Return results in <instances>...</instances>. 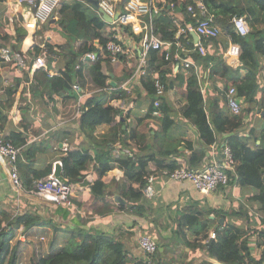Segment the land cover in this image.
<instances>
[{
    "label": "crops",
    "instance_id": "0c3cea01",
    "mask_svg": "<svg viewBox=\"0 0 264 264\" xmlns=\"http://www.w3.org/2000/svg\"><path fill=\"white\" fill-rule=\"evenodd\" d=\"M1 1L3 2V0ZM68 1L70 0H63V2ZM117 1L115 2L116 8ZM164 1L153 0L158 8ZM89 3L91 4L90 1ZM237 3L242 10L240 15L244 16L249 25L253 24L259 28L264 27V11L258 7L255 1L237 0ZM93 9L95 8L93 7ZM154 14L143 16L144 21L151 22L153 31L152 17ZM179 16L182 17L180 14ZM58 18L59 14L56 10L53 17L48 21V26L44 23L35 34L27 36L24 40L22 39L20 48L24 50L26 66L18 68L20 70L25 69V71H20L22 79L14 100L7 106V109H4V113H6L8 118L6 124L0 127V133L6 135L9 124L18 125L23 116H25L26 120L29 121V125L26 131L28 140L24 157L26 158L27 154L31 155L33 168L40 172H44L50 164L53 170L57 162H60L62 166V157L69 151L80 150L89 152L92 154L93 160L87 163L84 175L77 178V181L72 184L75 189L70 207L49 203L39 196H17L6 179V167L0 163V212H5L12 216L16 213L29 211L49 221L48 224L35 225L23 230L22 225L19 226L16 238L18 239V264H24L25 260L22 255L25 253L31 259H36L40 256L52 255L58 251L81 252L87 245L88 240L73 236V227L75 229L78 226L84 228L96 226L102 230L114 233L116 237L121 238L122 248L126 250L127 255L132 260L141 257L146 258L138 245V238L141 234H148L158 244L159 242L168 244L166 253L161 255L167 262L197 264L200 261H207L211 264H223L211 257L205 248L187 244L184 239L194 244H206V240L201 239L202 234L209 230L210 236V233L214 232L218 223H223L224 220H228V217L230 220L233 217L235 218L233 210H239L241 204L245 205L248 214V216L242 215L241 220L252 227V224L257 223L259 218L262 217V214L257 210L255 202L250 200L256 192V189L252 187H240L237 184H233L230 187H221L214 192L203 194L197 190L191 180H166L157 175V181L154 183L156 190L154 197L151 199L146 198L147 200L145 201H148V206H145V208L141 206L142 208H136L135 210L133 203L124 197V192L129 182L124 179L122 168L115 164L101 176V179L107 184L106 190L109 198V202L104 206L105 208L101 207L103 205L99 206L98 209L97 207L96 209L86 208V203L90 201V183L98 178L97 170L99 165L103 162L113 163L120 154L125 152L132 151L139 155H152L157 160L168 164L176 163L180 167L182 165L187 166V162L192 155L189 143H192L196 149L205 152V157L199 161L197 167L221 158L225 139L219 135L217 142L205 145L200 141L194 125L183 116L178 108L184 102L190 67H193L197 73L199 88L206 98L211 94L219 96L214 89L215 86L222 88L229 81L241 79L247 71L239 56H228L226 54L229 44L235 43L230 39L228 28L226 27L227 22L230 24V16H224L223 21L216 22L221 29V33L217 37L205 39L199 36L196 39L192 34L189 35L191 41H199L207 52L203 55L195 47V49L180 53L181 56L189 57L193 65L189 67L182 66L181 62L173 54L176 63L173 64V69H169L166 73L165 82L167 86L164 94L160 97L162 98L160 103L162 104L163 101L166 104V107L169 108V117L172 119V123L166 131H161L162 107L160 108V114H154L152 111L153 115H148L149 100L145 91L140 88L141 86L139 87V75H134L135 64L142 53L140 40H136L127 31L130 28L129 25L126 26V30L112 24L107 26L112 33L117 32L114 29L117 28L120 31L119 35H121L122 42L129 44L135 53L132 59L131 57H121L117 62H110L108 55H106V60L103 62V70L109 73L108 81L110 84L116 87L115 91L123 90L118 96L111 97L109 104L119 109L121 127L125 129L121 136L124 135L127 145H123L118 136L113 142L108 141L107 144L95 145L89 140V135H82L73 128L74 124L72 122L77 117H73L70 120H59L58 117H52L50 112L54 111L56 104L62 103L64 96V91L57 86L56 81L52 83L55 94H48V100L31 93L33 84L30 82L32 72L29 67L35 54L29 48L32 45L38 48L40 43H51L58 50L57 45L65 41V38L56 30ZM5 20V23H8V19L6 18ZM1 29H3L4 33L10 32L12 34L17 30L11 24L4 25L0 21ZM91 38H93L94 45L100 48L98 40L94 37ZM191 44L185 42L187 48L191 47ZM172 49L174 51V46ZM93 51L96 53L95 50ZM191 52L204 56V60H194L189 55ZM62 60L68 63L72 62L69 54L65 53L62 55ZM252 65L257 71V96L259 97L264 86V55L256 53ZM131 67L133 72L125 78V72ZM4 69L5 67L0 69L3 74ZM48 74L50 76L56 75L57 72H55V69H48ZM27 76H29V79ZM154 77H159V75L155 74ZM5 80L10 83L11 79L7 78ZM113 86L108 88L109 92L113 91ZM40 89H37V92ZM76 90L79 92L81 100L89 96L90 92L87 90H81V88ZM24 105L27 106L26 110L23 109ZM223 106H226L225 103H223ZM255 107H259V103ZM262 111L264 109L259 107L256 113H242V119L245 124L243 133L245 135L248 134L247 128L251 126L256 129L264 126V114H262ZM110 122L106 120L94 131L93 135L97 141L102 142L106 136L113 134V125L118 122V117L114 122ZM130 129L136 130V134L134 133V138L132 139L130 137ZM251 145L264 147V141L254 138ZM148 167L151 170L150 174H159L161 170L169 169L167 167L163 168V166L158 168V163L152 160L148 162ZM20 172L23 177L22 169ZM30 177L34 178L33 175H30ZM111 201H115V205ZM141 202L142 200L136 203L140 205ZM210 208L218 209L220 212L214 214L209 211ZM143 210H145V216L141 215ZM222 212L224 217L221 214ZM186 213L194 214L198 220L206 221V226L200 227V224H193L194 226L190 227L188 224L182 225L178 223L179 216ZM258 227L260 225L256 226V228ZM253 231L254 229H249L244 237L249 235L248 245L254 253L258 254L260 249L255 244V238L252 236ZM159 249L163 250L164 247L160 245ZM152 255L153 253L151 257ZM191 260H193V263Z\"/></svg>",
    "mask_w": 264,
    "mask_h": 264
},
{
    "label": "trees",
    "instance_id": "16d2710c",
    "mask_svg": "<svg viewBox=\"0 0 264 264\" xmlns=\"http://www.w3.org/2000/svg\"><path fill=\"white\" fill-rule=\"evenodd\" d=\"M127 0H118L117 8L122 11L123 5ZM211 11L215 15V22L223 21L224 16L242 13L237 0H205ZM260 9L264 11V0H253ZM173 2L174 9L169 7V3ZM187 0H165L159 6V10L152 17V23L155 34L162 40H173L176 36L177 23L186 25L193 23V18L186 10ZM236 4V5H234ZM3 4L0 0V14L2 13ZM59 14L57 29L58 32L65 38V41L57 45L58 50L53 52L58 55V60L50 58L47 63V70L37 68L32 72L31 93L45 100L49 99L48 94L54 95L55 91L52 83L57 82V86L62 88L64 96L61 104H56L54 111L50 112L51 116L58 117L59 120L75 119L72 123L77 131L82 135H89V140L95 145L104 144L108 141L113 142L116 137L120 139L123 145H127L124 135L125 129L121 127L119 117V109L109 104L111 97L118 96L123 90L115 91V86L108 81L109 73L103 70V62L106 60L105 43L112 32L107 26L110 24L105 21L101 14L93 9L87 0H70L62 2L57 9ZM182 15V17L179 16ZM264 14V13H263ZM264 16V15H263ZM230 20V19H229ZM227 22V21H226ZM48 26V22L46 23ZM228 34L230 39L239 44V57L247 71L241 79L232 80L224 84L222 88L214 87L219 96L209 95L206 98L199 88V80L197 73L193 67L189 68L190 76L187 79V90L184 95V102L180 104V112L189 120L195 127L196 133L201 142L205 145H210L217 142L219 135L225 140L224 144L230 146L233 156L236 159L234 169H227L228 183L227 186L237 184L240 187H252L256 189L255 194L250 198L255 202L257 210L262 214L257 223L245 224L241 220L242 215H247L245 205H240L239 210H233L232 220H224L223 223L216 226L214 229L215 237L209 236L208 232L203 233L201 239L206 240V244H194L184 239L185 243L193 244L196 247H203L207 253L223 264H264V147H254L251 145L252 140L259 138L264 141V126L259 129L255 127L247 128L248 134L243 133L245 124L241 115L232 114L226 105V92L230 86L236 90V95L243 99L242 113L253 114L259 110V107L264 109V86L257 96V71L252 65L253 58L256 53L264 55V27L259 28L253 24L249 25V31L245 35L237 33L232 24L227 22ZM126 30V26L124 27ZM90 31V32H89ZM136 40H140L141 35L134 34L130 28L127 30ZM24 30H15V33H4L0 30V49L4 45L10 46L14 52L22 53L20 44ZM5 34V35H4ZM4 35V36H3ZM94 37L98 40L99 47L93 43ZM53 46V44L48 43ZM54 48V46H53ZM96 51L94 59L84 58L85 53ZM38 48L35 47V55ZM164 57V51L161 49L151 48L148 51L149 58L145 66V72L139 75V87L145 91L149 100L148 115L152 116L154 109V101L157 98L155 88L154 75H159L166 88L165 76L169 69H173V64L176 63L173 55ZM69 54L71 63L62 60L63 54ZM194 60L203 61L204 56L191 52ZM117 62V61H116ZM78 65V66H76ZM0 127L7 122V115L4 109L14 100L16 91L21 83L20 71L12 63L4 62L0 58ZM133 67V66H132ZM127 69L124 77H128L133 72V68ZM48 69H55L56 75H49ZM27 70V69H26ZM28 71V70H27ZM29 79V76H27ZM11 79L9 84H4L5 79ZM77 84L81 90L89 91V96L84 100L79 98V92L73 87ZM113 86V91L109 92L108 88ZM40 89L37 92V89ZM45 92V93H44ZM162 98H159L161 100ZM222 101V102H221ZM245 103V105H244ZM259 103V107L255 105ZM162 107L161 131H166L172 123L169 117V108L166 104H160ZM23 109H27L24 105ZM54 113V115H53ZM118 117V122L113 125L114 132L111 136H106L102 142H99L94 137L93 133L97 127L103 124L106 120L114 122ZM110 122V123H111ZM29 121L25 116L15 125L10 123L8 126L6 139L11 140L15 145H26L28 135L26 133ZM136 130L130 129V137L134 138ZM120 134V135H119ZM110 145H112L110 143ZM192 149V155L187 162L186 167L195 168L199 161L205 157L203 150H198L192 143H189ZM93 160L92 154L89 152L69 151L62 157V174L68 179V182L73 184L77 178L84 175V170L87 163ZM156 161L158 168L163 166L169 169L178 167L176 163H165L157 160L152 155H139L138 153L125 152L120 154L115 159V162H103L98 168V178L90 183V201L86 203V208L98 209L99 206L104 207L109 202L107 184L101 179L102 174L111 169L115 164L122 168L124 179L129 182L125 189L124 197L133 203V208H142L148 206V201L143 196V187L146 184V179L151 173L148 167V162ZM32 156L26 155L25 161L21 160L19 169H22L21 179L25 184L32 183L35 179L45 177L52 171L51 164L44 172L35 170L32 166ZM25 168V170H24ZM237 171V173H236ZM45 174V175H43ZM21 175V172H20ZM33 175V177H30ZM138 205V201H141ZM86 202V201H85ZM115 205V201H111ZM122 206V205H120ZM142 206V207H141ZM105 208V207H104ZM143 208V209H144ZM104 210V209H102ZM99 210V211H102ZM109 210V209H106ZM210 212L218 214V209H209ZM202 212V211H200ZM224 217L223 212L221 213ZM145 216V210L141 212ZM225 219V218H224ZM237 219V221H236ZM208 220V219H207ZM49 221L42 216L33 212L26 211L24 213H16L9 215L5 212H0V264H18V228L22 225V230L35 225H45ZM182 225L188 224L190 227L195 224H200V227H205L206 221L198 220L194 214H184L179 216V222ZM194 224V225H193ZM257 225L260 227L256 228ZM249 229H254L253 237L255 244L260 249L256 254L249 247V235L244 237ZM75 237L88 240L85 248L79 253H69L67 251H58L49 256H40L32 259L31 264H176L167 262L162 258V254L166 253L168 244L159 242L157 248L152 255L151 263L147 262L145 257L135 258L132 260L126 250L122 248L120 237H116L110 231L102 230L96 226L84 228L78 226L72 230ZM183 239V237H182ZM164 249L160 250L159 246ZM193 263V260H191ZM197 264H211L207 261H200Z\"/></svg>",
    "mask_w": 264,
    "mask_h": 264
},
{
    "label": "built area",
    "instance_id": "2783aa9c",
    "mask_svg": "<svg viewBox=\"0 0 264 264\" xmlns=\"http://www.w3.org/2000/svg\"><path fill=\"white\" fill-rule=\"evenodd\" d=\"M2 2V1H1ZM63 0H3V11L0 14V21L5 22L8 19V24L14 26L17 30H24L26 33L22 36L24 40L27 36L35 34L37 30L47 23L53 17L55 11L62 4ZM116 0H99L100 6L105 12L112 17L109 22L116 27L124 29L129 25L134 34H141L140 43L142 46V53L139 55L135 64V74L140 75L145 72V66L148 58V51L151 48L162 49L164 57L171 56L172 47L174 46L173 54L181 62L184 67L193 65L192 60L187 56H181V52L198 49V51L205 55L207 52L204 46L199 42H193L189 39L191 32L198 36L207 38L217 37L221 33V29L215 22V15L205 0H188L186 3V10L193 18V23L187 25H180L177 21L176 36L173 40H162L155 35L151 22L144 21V15H151L157 13L159 8L153 0H127L123 5V10L116 8ZM169 7L173 9V2L169 3ZM234 30L245 35L249 31V24L244 16L234 14L230 18ZM117 32L112 33L105 43V49L110 62H116L121 57L135 56L133 48L121 40L120 31L114 28ZM22 40V41H23ZM185 42L192 43L191 47H186ZM32 53H35V45L30 48ZM55 47L47 43H40L38 51L30 63V71L33 72L37 68L47 69V63L50 58H58L53 52ZM22 53L14 52L13 49L4 45L0 49V58L4 62L12 63L16 67H25L26 60L24 50ZM25 53H27L25 51ZM240 46L235 43L229 44L226 49L228 56H239ZM96 53L89 51L85 53L84 58L94 59ZM27 56V55H26ZM78 66V65H76ZM5 80V84H8ZM157 98L154 101V114H160V100L159 98L164 94L165 87L163 81L156 77L155 81ZM75 89L80 87L73 84ZM226 106L232 114L241 115L243 99L236 95V90L230 86L226 92ZM25 146H17L11 140L6 139L5 135L0 133V163L6 168V179L11 188L17 196L23 197H42L49 203L70 207L72 205V195L74 192V185L71 183H64L54 176V171L48 173L47 176L35 179L30 184H25L20 175L19 164L24 160ZM236 159L229 145L225 144L222 148L221 158L211 161L210 163L202 164L197 168H190L184 165L174 169H163L160 173L150 174L146 179V184L143 187V196L145 198H153L156 190L154 183L157 181V175L166 180H191L193 185L200 193L206 194L216 191L221 187H227L228 175L227 169H234ZM210 236L215 237V233L211 232ZM138 245L141 252L146 256L147 262L151 263V254L157 248V242L148 234H141L138 238Z\"/></svg>",
    "mask_w": 264,
    "mask_h": 264
},
{
    "label": "water",
    "instance_id": "95a60500",
    "mask_svg": "<svg viewBox=\"0 0 264 264\" xmlns=\"http://www.w3.org/2000/svg\"><path fill=\"white\" fill-rule=\"evenodd\" d=\"M89 1L91 2L92 6H93V7H94L99 13H101L102 18H103L105 21H107V22H111V21H112V17H111L110 15H108V14L105 12V10L100 6V4H99V0H89ZM191 34H192L193 36H195L196 39L199 38V36H198L196 33L191 32ZM262 114H264V111H262ZM53 171H54V176H56V177H57L59 180H61L62 182H64V183H68V180H67V179L63 176V174H62V166H61L60 162L55 163ZM120 200H122V199H120Z\"/></svg>",
    "mask_w": 264,
    "mask_h": 264
},
{
    "label": "rangeland",
    "instance_id": "374dc122",
    "mask_svg": "<svg viewBox=\"0 0 264 264\" xmlns=\"http://www.w3.org/2000/svg\"><path fill=\"white\" fill-rule=\"evenodd\" d=\"M2 23H3L4 25H7V23H5V22H2ZM4 27H5V26H4ZM29 254H30V253H29ZM33 255H35V253H33ZM22 256H23V259L25 260V261H24V264H30V263H31L30 261H31L32 259H31V257H29L28 254L25 253V254H23Z\"/></svg>",
    "mask_w": 264,
    "mask_h": 264
}]
</instances>
